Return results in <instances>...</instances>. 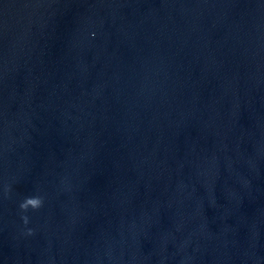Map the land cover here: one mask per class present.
<instances>
[{"label": "clouds", "instance_id": "9594fccd", "mask_svg": "<svg viewBox=\"0 0 264 264\" xmlns=\"http://www.w3.org/2000/svg\"><path fill=\"white\" fill-rule=\"evenodd\" d=\"M42 199L40 197H26L20 204V209L22 211H27L29 208L32 209H39L42 206ZM25 224L28 223V217L23 216L22 217ZM29 234H31V230H29Z\"/></svg>", "mask_w": 264, "mask_h": 264}]
</instances>
